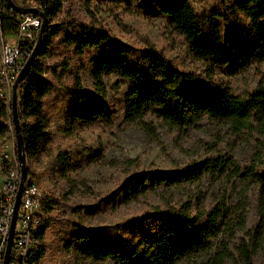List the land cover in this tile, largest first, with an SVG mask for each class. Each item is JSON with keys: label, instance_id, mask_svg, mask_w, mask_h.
Wrapping results in <instances>:
<instances>
[{"label": "trees", "instance_id": "1", "mask_svg": "<svg viewBox=\"0 0 264 264\" xmlns=\"http://www.w3.org/2000/svg\"><path fill=\"white\" fill-rule=\"evenodd\" d=\"M62 1L45 0L49 4L45 11V33L38 54L19 86L21 95L17 114L25 160L35 158L52 139L42 99L51 94L53 83L45 78L47 70L40 61L50 55L49 47L63 26L71 29L72 35L66 42L78 54L87 49L97 51L90 60L93 92L83 89L79 81L71 89H66L70 99L65 111L68 129L111 121L103 83L104 77L111 75L131 84L124 98V113L128 121L138 125L147 115L155 114L165 125L180 129L194 128L204 119L232 121L244 128L253 113L264 114V88L255 89L246 99L230 97L195 84L189 75L180 73L151 45L135 50L94 24H53V19L61 12ZM84 1L90 4L100 0ZM143 1L153 5L157 13L186 38L195 55L213 62L224 61L226 46L219 31L212 29L210 32L209 26L217 25L213 22L215 18L226 20L228 16L241 12L250 20L251 27L246 30L236 22L230 25L228 39L235 49L237 60L234 61L239 67L264 62V0H232L228 15L216 10L197 15L189 0ZM3 19L2 31L16 33L12 15ZM0 130L5 127L0 125ZM55 163L65 177L71 167L68 153L59 151ZM227 164L221 156H209L152 177L147 173L131 174L122 184L121 203L129 205L160 190L162 194L170 195L175 190L199 185L206 176L212 177L216 183L222 182L233 165ZM259 167L263 169L256 171L253 164L247 174H241L257 189L253 228L247 227L248 214L244 203L233 202L226 192L202 194L201 199L187 194L184 201L164 202V208L155 207L122 224L111 241H101L95 229L76 223L65 246L81 264H255L264 248V163ZM45 200L47 204L44 202L42 208L44 223L38 234L40 248L34 258L37 262L45 254L43 242L48 228L45 214L51 205L57 204L53 199ZM235 239L236 244L233 243ZM230 247L233 251L229 250Z\"/></svg>", "mask_w": 264, "mask_h": 264}, {"label": "rangeland", "instance_id": "2", "mask_svg": "<svg viewBox=\"0 0 264 264\" xmlns=\"http://www.w3.org/2000/svg\"><path fill=\"white\" fill-rule=\"evenodd\" d=\"M189 2L197 15L212 10L228 15L233 1ZM232 16L226 20L215 18L213 22L217 25L208 29L210 32L217 29L225 43L224 61L221 62L195 55L186 38L162 18L153 5L143 0L119 3L100 0L90 4L84 0H67L52 23L94 24L135 50L151 45L180 73L189 75L195 84L230 97L246 99L255 89L264 88V62L256 61L245 67L236 64L235 49L228 39L230 25L236 22L249 30L251 22L241 12ZM70 35L71 29L63 26L49 47L50 55L40 61L47 70L45 78L53 83L51 94L42 99L52 139L35 158L25 160L27 175L37 183L43 196L57 202L45 214L48 228L43 242L45 254L40 264H81L65 246L76 223L95 229L101 241H111L122 224L155 207L164 208V202L184 201L187 194L201 199L202 194L226 192L233 202L244 203L248 214L247 227L253 228L257 189L241 174H247L253 164L256 171L263 169L259 166L264 163V114L253 113L244 128L232 121L204 119L194 128L180 129L165 125L155 114L147 115L138 125L128 121L124 113V98L131 84L111 75L103 79L111 121L68 129L65 111L70 99L66 89H71L79 81L83 89L93 92L90 60L97 54L93 49L78 54L66 42ZM20 95L18 91L17 113ZM0 115L3 121L10 123L13 132L8 131V138L15 145L12 115L9 118L7 110ZM59 151L67 152L70 157L71 167L65 177L55 163ZM209 156H221L226 164H233L222 182L216 183L212 177L206 176L199 185L175 190L170 195L162 194L160 190L129 205L121 203L120 190L129 175L147 173L152 177ZM233 243L236 244L237 239ZM229 250L233 251V247ZM255 264H264V248Z\"/></svg>", "mask_w": 264, "mask_h": 264}, {"label": "built area", "instance_id": "3", "mask_svg": "<svg viewBox=\"0 0 264 264\" xmlns=\"http://www.w3.org/2000/svg\"><path fill=\"white\" fill-rule=\"evenodd\" d=\"M11 1L18 7L35 9L44 14L49 7L45 0ZM66 3L67 0L62 1V8ZM8 14L12 15L17 26L14 34L2 31L3 18ZM40 25L39 15L16 13L6 0H0V113L7 110L9 118L12 86L32 53ZM20 83L17 92H20ZM0 125L5 127V130H0V264H3L21 174L16 147L8 138V131L13 132L12 127L1 119V115ZM44 198L37 183L27 175L19 200L8 264H40L34 258L40 248L38 234L44 223Z\"/></svg>", "mask_w": 264, "mask_h": 264}, {"label": "water", "instance_id": "4", "mask_svg": "<svg viewBox=\"0 0 264 264\" xmlns=\"http://www.w3.org/2000/svg\"><path fill=\"white\" fill-rule=\"evenodd\" d=\"M6 2L9 4L10 8L13 9L16 13L39 15L41 17V25H40L38 39H37L36 44L32 50V53L29 56V58L25 61L23 68L21 69V71L18 75L17 80L14 82V84L12 86V97H11L10 108H11V115H12V125H13V129H14L16 156H17V160L20 164L21 180H20V185H19L18 192H17V198H16L13 217H12L10 227H9L8 240H7V246H6L5 253H4L3 264H8V262H9V254H10V249H11L12 240H13L16 215H17V211H18V207H19V200H20L23 184H24L26 177H27L23 139H22V135H21V128H20V123H19L18 114H17V87H18V84L20 82H22V80L25 78L29 67L32 65V63L34 62V60L38 54V51H39V48H40V45L42 42V37L45 33V27H46V17H45L44 13H41V12H39L35 9H31V8L18 7L16 5H14L11 0H6Z\"/></svg>", "mask_w": 264, "mask_h": 264}]
</instances>
